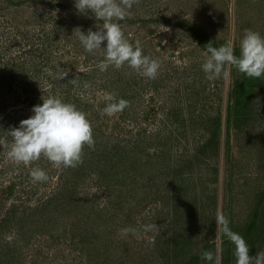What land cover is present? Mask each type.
<instances>
[{"label": "rangeland", "instance_id": "374dc122", "mask_svg": "<svg viewBox=\"0 0 264 264\" xmlns=\"http://www.w3.org/2000/svg\"><path fill=\"white\" fill-rule=\"evenodd\" d=\"M130 11L116 22L158 61L155 79L127 64L101 72L102 51L86 52L74 30L103 22L74 0H0V264H209L194 261L204 251L223 264L227 247L235 264L217 213L245 239L256 209L255 250L246 242L264 251V77L226 65L209 81L201 68L209 43L231 41L238 56L245 29L264 36V0H135ZM109 95L128 101L111 117ZM43 96L91 122L76 167L7 155V131Z\"/></svg>", "mask_w": 264, "mask_h": 264}, {"label": "clouds", "instance_id": "9594fccd", "mask_svg": "<svg viewBox=\"0 0 264 264\" xmlns=\"http://www.w3.org/2000/svg\"><path fill=\"white\" fill-rule=\"evenodd\" d=\"M135 0H74V7L78 14L94 17L98 31L89 29L87 33L80 28L74 30L84 50L95 54L97 50L103 53V60L98 65L101 72L110 66L116 69L125 64L137 70L142 76L155 79L159 69L157 60L144 55L140 42L135 45L125 38L122 26L116 21L131 15ZM206 47L205 59L201 65L206 79L209 81L227 78L229 75L226 65L234 66L237 71L249 78L264 77V36L252 29H245L240 41V54L234 53L233 44L228 41L220 47L209 43ZM109 103L102 110V115L109 117L121 112L128 101L112 95L108 96ZM32 115L20 121L18 127L9 131L12 137L8 157L17 165H28L33 161L46 157L55 166L76 167L82 163V153L85 145H94L91 122L86 114L74 104L65 102L57 97H42V103L34 105ZM30 176L34 181L48 179L46 172L40 168H33ZM216 223L222 228L224 236L235 246L233 255L235 264H264V251H258L255 256L250 255V248L246 240L239 233L231 230L229 220L221 213H217ZM150 230L152 225H145ZM134 229L122 228L120 234L126 236ZM201 259L209 264H220L219 258L212 251H205Z\"/></svg>", "mask_w": 264, "mask_h": 264}, {"label": "trees", "instance_id": "16d2710c", "mask_svg": "<svg viewBox=\"0 0 264 264\" xmlns=\"http://www.w3.org/2000/svg\"><path fill=\"white\" fill-rule=\"evenodd\" d=\"M236 85H237V89H236L237 90L236 91L237 96H240V94L245 95L247 85L245 83H243V82H237ZM259 215H260V211H258L257 209L254 210V219H256ZM254 219H253V221H251L248 224L246 230H244L245 240L248 241L249 244H252L251 250H253V251L255 250L254 243H255V239H256L255 236H252V234L255 233L254 231H255V225H256ZM229 227L233 231V226L232 225H229ZM259 233H260V231H259ZM258 235L259 234L257 233L256 237H258ZM224 239H225V241H228V239H227L226 236L224 237ZM225 252H226V257L223 259V264H229V263H231L230 262L231 261V258L229 256L230 249L227 247L225 249ZM200 256H201L200 254L196 255L195 258H194V261H197L198 259H200Z\"/></svg>", "mask_w": 264, "mask_h": 264}]
</instances>
